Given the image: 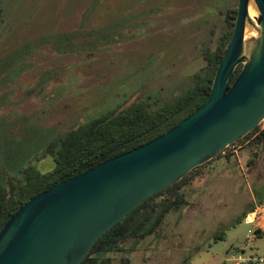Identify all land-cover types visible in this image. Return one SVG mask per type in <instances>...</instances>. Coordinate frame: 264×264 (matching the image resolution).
Returning a JSON list of instances; mask_svg holds the SVG:
<instances>
[{
  "label": "rangeland",
  "instance_id": "obj_1",
  "mask_svg": "<svg viewBox=\"0 0 264 264\" xmlns=\"http://www.w3.org/2000/svg\"><path fill=\"white\" fill-rule=\"evenodd\" d=\"M237 7L238 0H0V187H20L28 170L50 172L61 142L94 119L136 102L154 109L205 78V56L226 50ZM258 133L189 176L178 191L186 205L154 235L121 242L108 254L112 264L220 262L236 247L264 255V234L247 243L253 228L238 222L264 199Z\"/></svg>",
  "mask_w": 264,
  "mask_h": 264
},
{
  "label": "water",
  "instance_id": "obj_2",
  "mask_svg": "<svg viewBox=\"0 0 264 264\" xmlns=\"http://www.w3.org/2000/svg\"><path fill=\"white\" fill-rule=\"evenodd\" d=\"M250 2L257 26L248 14ZM247 25L257 32L249 41ZM263 120L264 0H238L234 30L204 103L165 134L30 199L0 230V264H80L140 204Z\"/></svg>",
  "mask_w": 264,
  "mask_h": 264
},
{
  "label": "trees",
  "instance_id": "obj_3",
  "mask_svg": "<svg viewBox=\"0 0 264 264\" xmlns=\"http://www.w3.org/2000/svg\"><path fill=\"white\" fill-rule=\"evenodd\" d=\"M224 52L219 53L217 50L208 53L205 56L209 67L208 75L173 100L154 109L146 101L136 102L120 112L94 119L79 130L70 133L58 147L56 146L55 164L50 172L40 174L28 170L25 183L20 187L16 188L12 184L0 187V230L25 203L38 194L154 140L189 117L209 96L215 72ZM241 69V64L236 67L230 85ZM258 130L259 128L256 127L242 139H248L258 133ZM263 136L264 131L259 132L255 141ZM56 147L54 146V149ZM223 153L225 150L217 157L222 156ZM224 157L229 158L228 155ZM205 164L194 168L181 180L140 204L106 232L80 264H112L108 254L121 251V242L154 235L170 212L186 205L183 194H178V191L187 178ZM171 192L173 193L170 194ZM166 193L170 195L157 200ZM252 210L251 208L239 216L238 222L244 221L245 216ZM222 237L223 234H220L215 240H220ZM188 261L185 260L182 264H187ZM121 264H129V259L125 258Z\"/></svg>",
  "mask_w": 264,
  "mask_h": 264
},
{
  "label": "built area",
  "instance_id": "obj_4",
  "mask_svg": "<svg viewBox=\"0 0 264 264\" xmlns=\"http://www.w3.org/2000/svg\"><path fill=\"white\" fill-rule=\"evenodd\" d=\"M259 131H264V120L258 126ZM233 149V145L228 147ZM227 148V149H228ZM264 214V202L257 204L254 209L249 212L245 218L244 223L252 226V230H248L247 243H253L264 232L261 228L260 218ZM222 264H264V255L246 254L242 248L234 249V251L227 252Z\"/></svg>",
  "mask_w": 264,
  "mask_h": 264
},
{
  "label": "crops",
  "instance_id": "obj_5",
  "mask_svg": "<svg viewBox=\"0 0 264 264\" xmlns=\"http://www.w3.org/2000/svg\"><path fill=\"white\" fill-rule=\"evenodd\" d=\"M233 153H235V155H237L235 150L233 151ZM257 202L255 201L254 202V205H251L249 210H251V208L254 209V207L257 204L264 202V199H258ZM262 230L264 231V229H262ZM263 234H264V232L261 235H263ZM237 248H241V247H236L235 249H237ZM201 255H202V253H200V256ZM187 264H222V261H220V262H213L211 260L201 258V259H192Z\"/></svg>",
  "mask_w": 264,
  "mask_h": 264
},
{
  "label": "bare ground",
  "instance_id": "obj_6",
  "mask_svg": "<svg viewBox=\"0 0 264 264\" xmlns=\"http://www.w3.org/2000/svg\"><path fill=\"white\" fill-rule=\"evenodd\" d=\"M252 2H250L249 4V9H248V14L249 17L254 21V18L256 17V12L253 10V8L251 7ZM254 24L257 26L256 22L254 21ZM249 26V25H248ZM247 31V29H246ZM246 35L249 36L250 38H255L257 36V32L253 29L250 30V32L248 34L245 33V39H246ZM232 153V152H231ZM217 158V157H216ZM258 203V202H257ZM254 207V206H253ZM121 246V245H120ZM244 248V247H243ZM122 250V249H121Z\"/></svg>",
  "mask_w": 264,
  "mask_h": 264
}]
</instances>
